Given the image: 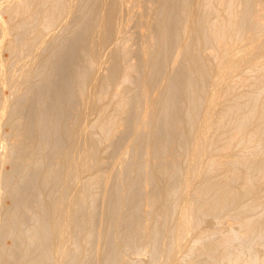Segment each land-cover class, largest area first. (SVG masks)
<instances>
[{
  "label": "bare ground",
  "instance_id": "obj_1",
  "mask_svg": "<svg viewBox=\"0 0 264 264\" xmlns=\"http://www.w3.org/2000/svg\"><path fill=\"white\" fill-rule=\"evenodd\" d=\"M0 264H264V0H0Z\"/></svg>",
  "mask_w": 264,
  "mask_h": 264
},
{
  "label": "rangeland",
  "instance_id": "obj_2",
  "mask_svg": "<svg viewBox=\"0 0 264 264\" xmlns=\"http://www.w3.org/2000/svg\"><path fill=\"white\" fill-rule=\"evenodd\" d=\"M9 36H10V34L7 35V39H8Z\"/></svg>",
  "mask_w": 264,
  "mask_h": 264
}]
</instances>
